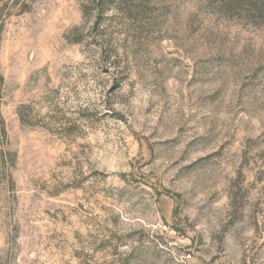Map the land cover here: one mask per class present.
Instances as JSON below:
<instances>
[{"label": "rangeland", "instance_id": "obj_1", "mask_svg": "<svg viewBox=\"0 0 264 264\" xmlns=\"http://www.w3.org/2000/svg\"><path fill=\"white\" fill-rule=\"evenodd\" d=\"M0 264H264V0H0Z\"/></svg>", "mask_w": 264, "mask_h": 264}, {"label": "trees", "instance_id": "obj_2", "mask_svg": "<svg viewBox=\"0 0 264 264\" xmlns=\"http://www.w3.org/2000/svg\"><path fill=\"white\" fill-rule=\"evenodd\" d=\"M234 2H241L243 0H233ZM105 2V0H94L95 3V7L97 9L98 12L102 11V5Z\"/></svg>", "mask_w": 264, "mask_h": 264}, {"label": "built area", "instance_id": "obj_3", "mask_svg": "<svg viewBox=\"0 0 264 264\" xmlns=\"http://www.w3.org/2000/svg\"><path fill=\"white\" fill-rule=\"evenodd\" d=\"M191 257H192L191 253H188V254L185 255V258H186V259H189V258H191Z\"/></svg>", "mask_w": 264, "mask_h": 264}]
</instances>
